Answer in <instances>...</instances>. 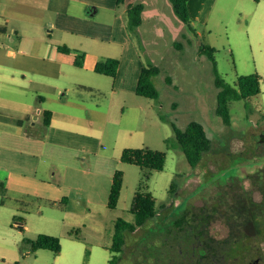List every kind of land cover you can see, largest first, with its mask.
<instances>
[{"label":"rangeland","instance_id":"374dc122","mask_svg":"<svg viewBox=\"0 0 264 264\" xmlns=\"http://www.w3.org/2000/svg\"><path fill=\"white\" fill-rule=\"evenodd\" d=\"M139 3L142 22L130 30L125 8ZM118 7L117 15L126 26L139 64L159 69L152 77L159 96L136 95L133 84L127 82V78L133 80L127 65L122 64L116 73L119 84L114 86L115 78L87 73L72 61L61 77L41 80L55 86L53 92L34 84L20 93L28 101H35L37 95L45 98L42 111L53 113L55 128L64 126L72 142H79L75 146L79 149L72 150L69 158L65 154L40 160L37 171V177L48 178V164L54 165L56 174L50 181L57 185L65 181V196L71 198L68 210L47 206L35 196H3L0 192V264H107L113 256L109 248L116 220L134 222L130 208L145 172L120 161L125 148L163 152L165 164L161 171L149 172L143 189L154 198L157 213L127 237L118 254L119 264H156L154 250L162 256L165 250L159 233L162 225L190 206L195 213L206 209L214 214L210 232L218 239L228 233L226 215L232 208L241 216H251L246 233L264 230L262 216H256L246 199L250 196L258 202L262 198L249 175L264 171V142H259L264 134V0H189V24L177 17L170 0H126ZM88 30L108 39L107 28L89 24ZM200 44L215 49L216 71L227 84L234 86L238 76L254 73L261 78L258 95L229 103V125L217 114L214 65L199 53ZM99 48L101 55L117 53L115 43L99 42ZM136 70L134 66L130 73L135 75ZM77 83L94 88H81ZM3 116L17 118L0 114L2 120ZM190 122L200 123L212 142L211 152L197 167L188 164L172 128L174 124L183 130ZM42 127L40 121L33 125L32 120L17 133L41 135ZM116 170L122 172V188L116 207L109 209L105 203ZM78 200L81 206L76 208ZM40 234L57 237L60 252L34 250L25 242ZM251 244L258 247L264 264V234L253 237ZM231 251L239 254L236 249ZM241 258L230 263L243 264Z\"/></svg>","mask_w":264,"mask_h":264},{"label":"crops","instance_id":"0c3cea01","mask_svg":"<svg viewBox=\"0 0 264 264\" xmlns=\"http://www.w3.org/2000/svg\"><path fill=\"white\" fill-rule=\"evenodd\" d=\"M118 8L117 0H0V114L17 118L28 116V123L33 120L35 125L40 121L43 126L41 135L30 132L18 135V128L24 124L15 125L4 119L6 116L4 120L0 118V192L3 196H35L46 201L47 206L66 197L68 189L65 181H59L58 185L50 181L56 174L54 165L48 164V178L37 177L38 166L42 159L48 161L62 157L56 155L55 148L76 151L79 148L75 146L79 142H72L64 126L55 128L53 113L49 125H43L41 106L46 99L37 95V91L35 101L31 98L28 101L20 94L34 84L49 87L52 92L56 90L55 86H49L41 80L64 75L65 65L73 62L74 58L73 53H63L58 47L66 46L83 54L82 67L79 68L87 73H94L95 64L100 59H119L117 73L122 64L128 66V73L133 80L127 78V82L133 84L135 92L142 67L137 51L128 39L126 26L117 15ZM89 24L107 28L108 39L103 40L90 33ZM99 42L115 43L116 55H101ZM134 66H137V70L132 75L130 71ZM29 74L31 77H28ZM37 75L41 76L33 78ZM118 82L115 76L114 86H118ZM77 85L89 87L83 83ZM90 201L86 198V203ZM70 203L71 198L67 199L62 209L68 210ZM75 205L76 208L81 206L80 201H76ZM18 224L25 231L23 223Z\"/></svg>","mask_w":264,"mask_h":264},{"label":"trees","instance_id":"16d2710c","mask_svg":"<svg viewBox=\"0 0 264 264\" xmlns=\"http://www.w3.org/2000/svg\"><path fill=\"white\" fill-rule=\"evenodd\" d=\"M126 0H117V5L124 4ZM258 1V0H257ZM174 13L177 17L185 24H189L188 15V2L189 0H170ZM142 4H127L126 15H127V28L130 30L140 26L142 22ZM59 51L70 54H74L73 64L77 67H82L84 55L79 53L77 50H71L66 46L58 47ZM199 53L201 55H206L214 65V53L215 49L205 46L203 44L199 45ZM119 67V60L117 58H105L99 60L94 67V72L100 75H105L111 78H115L117 70ZM159 73V69L155 66L142 67L137 83L135 86V94L141 97L149 99H157L159 94L155 88L152 77ZM214 73V86L218 90L216 95L217 101V114L221 117L225 125L230 124V114H229V103L233 101H239L241 99H247L256 96L260 93V76L256 73L238 76L235 85L227 84L223 78L219 76L216 71L215 65L213 67ZM82 87V86H81ZM4 117V116H3ZM52 117L51 111H42L43 125L48 126L50 119ZM6 120H10L4 118ZM29 120L28 116L22 118H13L10 121L14 122L15 125L22 126L25 122ZM176 143L185 155L188 164L191 167H197L202 164L203 159L206 155L211 152L212 142L206 136L203 126L197 122H190L185 129L181 130L177 128L174 124L172 125ZM56 155L63 156L67 154L66 158L71 157L70 153L72 151L63 148H55ZM120 161L127 164H132L140 167L145 172L143 174L142 182L139 185L137 192L134 195L132 205L130 208V213L134 216V222H127L122 219H117L114 225V233L112 236V244L109 248L113 253L112 258L107 264H119V256L126 244L127 237L136 233L140 228H142L148 221H150L155 214V200L154 198L146 192L144 189L145 181L148 179L149 172L151 171H161L165 164V154L160 151H154L148 148H125L123 149L120 157ZM250 177H254L253 184L255 189L259 190L262 198L259 202L252 200L250 196H246L249 202L250 209L255 210L256 216H262L264 222V171L259 169L256 173L250 174ZM123 175L121 171H114L111 177V185L109 189V194L106 202V207L109 209H114L117 205L119 194L122 188ZM67 202V198L63 197L58 202L50 203V206H55L57 208H62ZM237 210L232 208L226 217L231 218V222L227 225L231 227V230L238 233L233 236V238L238 239L243 230V224L246 221H251V216H241L236 212ZM189 211L185 212L176 218V226L183 227L181 224L184 219L189 216ZM224 214V213H223ZM243 218H245L243 220ZM241 219V220H240ZM242 221L240 224L236 221ZM158 226V225H157ZM181 229V228H180ZM179 230V229H178ZM161 235V232H159ZM25 242L32 245L34 250L41 249L51 251L54 254H58L61 250L59 239L55 236L40 234L34 240L25 239ZM157 253L156 257L152 254L156 264H162V252L158 249L154 250ZM159 261V262H158Z\"/></svg>","mask_w":264,"mask_h":264},{"label":"flooded vegetation","instance_id":"af4514ba","mask_svg":"<svg viewBox=\"0 0 264 264\" xmlns=\"http://www.w3.org/2000/svg\"><path fill=\"white\" fill-rule=\"evenodd\" d=\"M186 210L190 213L184 219L185 222L181 224L183 226L180 227L181 229L176 226L175 222L178 216H174L172 221H166L169 220L166 219L162 225L161 235L165 247L162 264H231L230 262L237 260L239 255L242 257L243 264H261L263 257L258 247L251 244V240L257 234H264L263 228L249 235L245 232L249 222L246 221L243 224L239 221L243 224L242 233L239 234L240 238H233L236 233L235 229L231 230L228 226L226 237L218 239L210 232L214 215L211 211L201 209L195 213L191 206ZM227 220L231 222V225V218ZM175 247L178 248L177 251ZM231 249H236L239 254L234 255Z\"/></svg>","mask_w":264,"mask_h":264},{"label":"water","instance_id":"95a60500","mask_svg":"<svg viewBox=\"0 0 264 264\" xmlns=\"http://www.w3.org/2000/svg\"><path fill=\"white\" fill-rule=\"evenodd\" d=\"M259 142H264V134L263 133L260 134V140H259Z\"/></svg>","mask_w":264,"mask_h":264}]
</instances>
